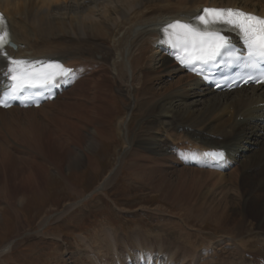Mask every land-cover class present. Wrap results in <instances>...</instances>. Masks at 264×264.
Masks as SVG:
<instances>
[{
  "label": "bare ground",
  "instance_id": "bare-ground-1",
  "mask_svg": "<svg viewBox=\"0 0 264 264\" xmlns=\"http://www.w3.org/2000/svg\"><path fill=\"white\" fill-rule=\"evenodd\" d=\"M254 1L261 4V12H264L263 0H251L250 3L248 0H0V9L8 20L13 42L23 45L17 50L11 49V57H51L70 65L85 66L96 62L101 73L104 72L79 79L69 89L72 94L65 95L73 97L68 101L60 102L58 98L39 110L0 108L2 204L17 208L16 205L21 204L35 186L41 191V181L50 177L47 174L50 173L47 171L49 166L45 163L52 162L55 170L64 176L65 171L83 164L79 153H75L78 145L88 142L91 150V145L97 141L115 137L114 123L120 114L119 95L112 88L116 83L126 88L132 101L137 99L142 116L132 138L129 123L122 121L119 125L126 145L124 154L133 150V163L129 169L160 193L177 212L171 213L161 206L152 209L160 213L154 217L155 223L166 228H158L160 231L155 234L140 230L123 234L126 240L134 241L130 243L132 247L139 245L142 249L152 250L150 242L155 239L157 244L153 248L164 256H172L174 253L170 252L177 245L187 250V253L178 250L173 255L174 262L179 260L182 264H249L252 254L258 261L261 252L264 253V131L249 118L262 119L264 106L256 104L264 98L259 100L255 93L252 96L250 92L243 93L246 91L242 89L233 91L238 93L232 98L233 92H224L214 93L215 96L206 97L204 101L195 99L190 104L177 103V99L189 96L185 93L186 87L181 91L178 87L196 78L192 74L185 75L166 52L154 55L156 47L153 44L160 32L159 26L170 15L175 14L174 18L195 16L202 6L216 4L246 2V7L251 9L248 5ZM66 37L74 40L64 39ZM88 39L100 43L97 46ZM120 55L123 60L119 59ZM157 58L160 61L155 67L150 61ZM5 65L1 58L0 69ZM173 73L182 75L174 82L166 83L164 78ZM156 84L161 85L160 89L155 87ZM47 106L51 109L45 110ZM116 108L118 113H115ZM240 116L244 122L237 121ZM52 124L56 130L60 129L59 133H54ZM70 133L76 137H62ZM213 135L224 137L219 142ZM135 138L145 146L138 145L137 150L133 149ZM177 144L205 149L225 146L234 160V167L228 172L217 171L211 164L210 169L184 165L171 150V146ZM18 145L26 150L25 155L21 154ZM122 157H118L120 165ZM256 157L259 161L253 164ZM89 162L96 168L93 159ZM111 170L97 190L104 188L110 180ZM68 184L75 190L72 183ZM252 206L257 210H251ZM143 208L144 213L151 209H140ZM164 211L167 214H161ZM196 215L203 221L210 219L217 224L230 225L234 232L223 235L215 247L209 244L214 238L204 240L209 246L200 250V243L192 242V235L196 233L193 231L201 230L191 226ZM174 231L176 237L172 235ZM102 232L100 238H93L95 243L92 244H97L95 252L99 254L94 259L90 257V264H115L116 248L122 234L111 228ZM181 234L185 235L181 237ZM9 246L0 252L8 250Z\"/></svg>",
  "mask_w": 264,
  "mask_h": 264
},
{
  "label": "rangeland",
  "instance_id": "rangeland-1",
  "mask_svg": "<svg viewBox=\"0 0 264 264\" xmlns=\"http://www.w3.org/2000/svg\"><path fill=\"white\" fill-rule=\"evenodd\" d=\"M64 39L69 41L74 40L67 37ZM88 40L97 43V46L100 43L99 40ZM154 55L158 56L159 53L154 50ZM122 58V55H120L119 59L123 60ZM103 73L100 72V74ZM164 80L166 79L164 78ZM174 81L170 80L166 83H172ZM134 84L135 83H133L132 87ZM156 86H158L159 89L161 87L159 84H156L155 87ZM112 88H114L116 93L119 95L118 102L120 108V114H118V117H116L114 123L115 137L109 139L105 138L101 141H97L95 144L91 145V150L88 148L90 147L88 146V144H90L88 142L83 145H78L77 149H75V153H79L83 159V164L79 165L77 169L67 173L65 171L64 176H61L55 170L56 166H54L52 162L49 161L45 163L49 166H47V171L50 172L47 173L50 174L49 179H46V183H42L41 181V191H38V187L35 186L33 192H30L29 194L27 193L28 197L23 202H21V204H17V208L11 206L8 203L2 204V201H0V249L3 246H7L8 242L15 240V242L13 241L11 246H9V252L0 256V264H87L88 261V264H90V259L92 257L90 258V256H88L87 261V251H85L87 250V247L84 246L83 243L84 233L79 234V231L87 228H93L86 231L87 234H85L88 238H90L89 241L92 240L91 242H94L93 238L99 235L97 233H100L102 229L107 228L108 225L120 233L122 231L125 233L132 232V230H135L139 227L147 231H151L152 229L154 230V217L156 215H160V213L154 212L152 210L156 207L161 206L160 208H163V210L167 209L171 213H177L174 206H172L168 201L162 199L160 193L145 183L143 179L134 175L129 169L130 165L133 163V150H130L127 154H124V147L126 145L121 133L122 131L119 129V125L120 122L126 120L125 115L127 112L130 110L131 112L134 111L133 115H131L132 119L129 123V134L132 138L137 130L138 121L142 116L140 115L139 109L137 108V99H133L132 101L131 94L126 90V88L123 86L120 88L116 83L112 84ZM233 93L236 95L238 92ZM179 100L177 103L186 104ZM115 113H118L117 108ZM62 137L67 138L76 136L75 134L70 133L69 136L65 134ZM141 142L142 141L139 138H135L133 141V145H135L133 146V149L135 148V150H137L138 145L145 146ZM119 155L123 156V162L121 165L120 160H118ZM91 159H93L97 164L96 170H94L93 165L88 164L90 163L89 160ZM252 163L254 164L255 161ZM113 168H115V172L113 173V176L110 178V180L106 183L105 188L99 192H96L91 198L86 197L90 196V192H92L94 188H97V186L100 184V178L104 175H107L106 172H109V170ZM40 173L44 174L43 172ZM252 173L253 172L251 171V174ZM238 180L241 181V177H239ZM101 181L102 180H100V182ZM68 183H72L75 190H73L71 186L69 187ZM80 199H83V201L80 202L78 206H73L70 208L71 203L73 204L74 202H78ZM117 206L119 208H117ZM142 207L151 208L150 210L153 211L154 215L152 212H150V210L146 211L149 214H145L152 216V220L142 213L140 210ZM250 208L254 211L257 210V207L255 206ZM21 210H24V212L30 216V218H26L24 215L23 217L21 216V218H26L29 220L28 222L24 220L25 227L27 228L26 230L29 232L26 237L40 238L39 235L43 233L47 238H52L56 242L58 241L57 244L51 243L44 246V244L40 243L39 241L31 240V244H33L30 247H28L26 243V246L24 245L22 249H13L19 246L22 236L26 235V233L24 234L26 230H24L23 233L21 232L22 227H24L23 224L20 225L17 232L18 235H20V233H22V235L16 237L17 234L15 233V226H17L19 220L16 218L17 222H15L14 217H16L17 213H21ZM53 213L60 214L53 215ZM89 213H93V215L89 218H86V215ZM161 214L165 215L167 212L164 211ZM50 215L52 216L48 222L49 224L43 228V231L40 230L43 219L42 217ZM98 219L102 220L99 221ZM94 220H97L96 222L98 223H96ZM113 221L117 224L113 225ZM191 226L195 229H201L200 231H193V233L196 232L192 235L193 243H202L197 240V232L198 235L200 233L201 236L207 241L214 238V242L218 241L217 239L223 235H229L234 232V228H232L230 225L217 224L212 222L210 219L203 221L199 219L198 215H196V218H194V220L191 222ZM158 228L165 229L166 227L164 228L162 225L156 224L155 233L160 231ZM5 232L8 234L13 232L12 234H14V236H12V238L6 239L7 235L4 234ZM172 235L173 237H176L177 232H172ZM184 235L185 234H181V237ZM95 246V248L98 247L97 244ZM178 250L187 253V250H184L181 247ZM261 253L262 254L259 255L258 261L257 256L253 254L249 255V261L259 264L258 262H261L260 260L264 259V253ZM98 254V252H95V255ZM249 264H251V262H249Z\"/></svg>",
  "mask_w": 264,
  "mask_h": 264
},
{
  "label": "snow or ice",
  "instance_id": "snow-or-ice-1",
  "mask_svg": "<svg viewBox=\"0 0 264 264\" xmlns=\"http://www.w3.org/2000/svg\"><path fill=\"white\" fill-rule=\"evenodd\" d=\"M197 23L174 21L163 27V42L174 50L175 59L184 67L196 70L214 65L220 58H227L230 65L243 62L245 68L259 71L256 82H264V17L245 13L239 9L205 8L194 18ZM237 32L242 38L247 55L241 56L233 48L224 30ZM5 18L0 15V55L8 60L4 75L7 91L0 97V106L8 107V98H16L32 88L55 86L59 79L70 78L72 70L61 64L28 61L9 57L5 48L10 44ZM222 161L224 151L204 153Z\"/></svg>",
  "mask_w": 264,
  "mask_h": 264
}]
</instances>
